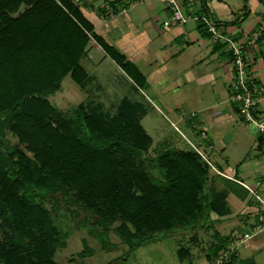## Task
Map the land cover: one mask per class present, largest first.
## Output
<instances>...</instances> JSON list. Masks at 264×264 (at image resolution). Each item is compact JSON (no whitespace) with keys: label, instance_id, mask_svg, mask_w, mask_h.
<instances>
[{"label":"rangeland","instance_id":"obj_1","mask_svg":"<svg viewBox=\"0 0 264 264\" xmlns=\"http://www.w3.org/2000/svg\"><path fill=\"white\" fill-rule=\"evenodd\" d=\"M27 6L21 3L9 10L16 16ZM103 54L106 53L100 51L97 56L94 50L89 53L94 60ZM2 58L4 53L0 51V60ZM34 58L36 54L21 55L19 62L0 73V134L25 155L36 158L35 151L42 147L40 135L46 130H41L42 123L50 118L49 115L60 118L58 111L65 113L79 104L86 107L98 104L111 118L117 114L120 104L128 102L133 115L152 137V143L141 155L124 158L116 154L114 158H107L109 162L106 160L96 169L100 177L94 175L88 184L72 183L65 189V196L61 191H50L52 204L57 200L54 212L62 228L61 236L56 239L46 238L41 232L36 214L29 213L21 227L11 218L13 203L7 207L0 204V264H35L41 263V258H52L56 264H216V257L206 258L207 253H214L209 248L212 232L207 220L210 213L202 214L196 223L180 225L170 231L156 229L151 226L160 222L152 220L147 209L150 198L145 194L161 178L155 158L166 148L191 149L199 156L196 148H201L206 153L207 159L201 158L208 163L211 173L208 177L211 178L212 165L218 163L217 158L188 125V122L199 121V113H188L186 122L178 121L176 111L151 100L144 88L136 86L133 73L109 56L98 65L95 63L83 84L76 83L68 74L55 91L36 82L28 72V64ZM84 62L83 56L81 63L86 69L88 64ZM184 106L189 111L196 108L193 102ZM250 128L255 129L252 125ZM100 196L105 198L102 206L107 214L106 224L95 225L94 214L75 201L86 202ZM15 229L19 230L17 239H14ZM100 231L108 233L104 242H101ZM139 233L145 236V241L132 248L130 243L133 242L125 238Z\"/></svg>","mask_w":264,"mask_h":264},{"label":"trees","instance_id":"obj_2","mask_svg":"<svg viewBox=\"0 0 264 264\" xmlns=\"http://www.w3.org/2000/svg\"><path fill=\"white\" fill-rule=\"evenodd\" d=\"M59 1L0 0V51L4 53L0 73L19 62L21 55L36 54L27 67L36 82L55 91L63 78L70 74L76 83L83 84L88 74L81 59L91 37L118 64L133 73L131 63L93 30L80 8L67 0ZM21 3H27V8L13 16L9 8ZM201 4L202 10L210 15L207 0H201ZM247 11L246 2L240 18ZM234 22L236 20L226 23ZM199 27L207 30L202 22ZM100 107L98 104L87 107L79 104L65 113L58 111L62 114L60 118L49 115L50 118L42 123L41 130H46L44 136L41 132L42 147L35 151L36 158L28 157L0 134V204L7 207L13 203L11 218L14 223L23 227L27 215L36 214L46 238L60 237L62 228L58 226L55 214L57 200L54 199L52 204L49 192L61 191L65 196V189L72 183L88 184L94 175L100 177L98 166H103L107 158H114L116 154L124 158L141 155L151 145L152 137L133 115L128 102L120 104L117 114L111 118ZM155 163L161 178L145 194L150 198L147 209L152 220L161 224L151 227L170 231L180 225L196 223L202 214L210 213L213 206L208 187L209 165L201 156L191 149L166 148L157 154ZM104 199L100 196L86 202L76 200L75 203L94 214L95 225H104L107 215L102 206ZM99 236L104 242L108 233L100 231ZM18 237L19 230L15 229L14 239ZM144 237L142 233L129 234L125 239L133 242L130 243L132 248H137L144 243ZM210 250L214 253H208L209 258H215L225 250V245L219 240V244L212 245ZM41 259V263L35 264H56L52 258ZM250 263L251 260L239 261L235 254L225 262Z\"/></svg>","mask_w":264,"mask_h":264},{"label":"crops","instance_id":"obj_3","mask_svg":"<svg viewBox=\"0 0 264 264\" xmlns=\"http://www.w3.org/2000/svg\"><path fill=\"white\" fill-rule=\"evenodd\" d=\"M67 1L80 8L93 30L131 63L134 83L151 100L176 111L178 121H187L188 113H199V121L188 125L211 148L218 162L214 167L234 175L231 179L213 168L208 177L213 206L207 220L213 234L209 248L221 240L229 258L235 254L239 261L264 264V226L255 228L261 223L256 196L264 198V133L244 122L230 98L234 66L229 43L215 38L206 23L195 18L207 15L219 34L237 42L246 43L254 31H260L256 42L246 47L252 88L258 90L264 87V1L207 0L209 15L202 10L201 0H179L190 17L186 22L172 19L166 0ZM246 2L248 13L240 18ZM231 20L236 22L226 23ZM200 22L207 30L199 27ZM89 45L84 54L87 74L108 56L117 63L93 37ZM90 50L108 56L94 60ZM190 102L196 107L193 111L184 106ZM258 111L264 114V99ZM244 232L251 237L236 243Z\"/></svg>","mask_w":264,"mask_h":264},{"label":"built area","instance_id":"obj_4","mask_svg":"<svg viewBox=\"0 0 264 264\" xmlns=\"http://www.w3.org/2000/svg\"><path fill=\"white\" fill-rule=\"evenodd\" d=\"M168 8L172 12V19L174 21L186 22L190 19L189 16L184 12L183 6L179 0H166ZM111 10V6L108 8ZM206 23L208 30L213 34L215 38H223L229 43L230 48L233 53V66H234V78L231 84L230 98L237 104L238 112L244 122L248 125L255 127L256 131L260 134L264 133V114L259 113L258 105L264 99V87L254 90L252 88L253 77L251 75L249 61L246 56V47L249 44H254L259 38L260 31H254L248 38L246 43L237 42L228 36H224L218 33L216 25L212 19L207 15L196 16ZM196 148V147H195ZM201 156L206 158V154L200 149L196 148ZM207 159V158H206ZM212 167L217 171V173L222 176L234 179V175L230 170L221 171L216 169L213 165ZM257 200L260 206V222L256 225V231H259L264 226V198L257 194ZM251 237V233L244 232L242 236L237 238V242L244 241ZM230 252L228 250H223L216 259V264H225L229 261Z\"/></svg>","mask_w":264,"mask_h":264}]
</instances>
